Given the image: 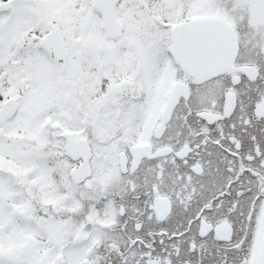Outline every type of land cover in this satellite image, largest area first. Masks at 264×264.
I'll use <instances>...</instances> for the list:
<instances>
[{
    "label": "snow or ice",
    "instance_id": "1",
    "mask_svg": "<svg viewBox=\"0 0 264 264\" xmlns=\"http://www.w3.org/2000/svg\"><path fill=\"white\" fill-rule=\"evenodd\" d=\"M0 264H264V0H0Z\"/></svg>",
    "mask_w": 264,
    "mask_h": 264
}]
</instances>
